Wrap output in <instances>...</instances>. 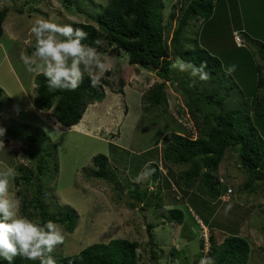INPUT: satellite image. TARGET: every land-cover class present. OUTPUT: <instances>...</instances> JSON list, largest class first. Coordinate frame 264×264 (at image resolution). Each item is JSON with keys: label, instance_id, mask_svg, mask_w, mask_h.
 I'll list each match as a JSON object with an SVG mask.
<instances>
[{"label": "rangeland", "instance_id": "1", "mask_svg": "<svg viewBox=\"0 0 264 264\" xmlns=\"http://www.w3.org/2000/svg\"><path fill=\"white\" fill-rule=\"evenodd\" d=\"M72 1V6L64 0L0 1V12L5 8L9 9L3 24L4 35L0 38V88L4 91L1 96L3 102L0 108V129L18 135L25 131L34 134L38 129L45 132L44 143L54 150L56 148L54 160L59 163V173L55 178H52L54 165L50 160L49 167L42 176L45 202L51 213L68 208L78 215L73 232H69L64 225L57 224L65 241L55 248L52 256L55 258L77 255L95 243L128 239L139 244V264H193L194 261L190 259H195V254L206 250L201 251L200 242L204 233L191 218L186 206L188 204L201 216L203 223L209 224L210 227L207 228L214 230L218 244L230 235H240L247 239L252 249L251 264L256 257H260L256 264H264V253L258 249L261 247L260 250H264V182L245 172L235 149L226 152L217 173L221 197L218 200L213 199L208 193L209 189L202 187L201 191L197 188L193 192V197L187 201L189 203H181L180 208L185 215L183 225L189 229L186 237H178V224H170L169 215H162L166 208L158 207V204L161 200H165L166 205L170 204L164 195L166 192L160 190L164 191L165 188L167 191L166 178H169L171 192H178L179 187L174 181L187 170V166L170 165L168 170H163L162 177L153 187H150L152 180L139 184L133 182L145 163L159 164L158 158L154 157L151 150L155 148V151H162L163 142L171 135L172 129L177 130L178 125H181L192 137L197 134L187 113L185 99L176 84L167 83V110L163 109L162 105L147 102L146 96L148 97L154 86L162 80L155 72L130 65L124 53L119 54L111 49L107 54H100L107 66L106 72H110V75L105 72L103 76L109 82V86H104L107 98L102 103L88 107L79 127H64L57 122L52 111H42L35 105L38 73L28 72L20 59L22 52L31 56L29 50L34 49L35 38L30 32L33 22L37 18H51L53 22L62 25L71 22L96 25L88 15H96L111 2ZM177 1L164 0L165 25L168 24L172 6ZM228 2L227 6H222L223 9L226 12H236V15L247 20L245 29L248 35L264 42V0ZM233 3H236L238 8L234 7ZM19 8L24 9L23 14L18 13ZM217 15H220L219 11ZM194 25L186 32L189 41L196 37L199 23ZM176 26L174 21L170 34ZM244 44L247 46L245 41ZM247 47L251 55L239 57L238 59L244 60L240 66L245 67L251 60L259 64L256 46ZM232 62L234 60L224 62L225 72L232 66ZM243 70L244 73L237 74L234 71L230 75L235 74L239 83L247 84L242 89L245 93L251 89V79L248 69ZM240 77L242 80H239ZM37 137L39 144L45 145L43 140H40L41 137ZM159 142L161 144L157 145ZM32 149L33 146L28 142L0 134V170L5 166L12 167L17 173L15 178L21 177V166H35L30 157ZM99 155L109 159V181L93 177V161ZM15 178L10 184V195L19 199L21 204L24 198L32 200L34 194L27 195L28 192L23 186L16 185ZM228 189L232 190V195L229 196V201H225L228 199L225 197L228 196ZM19 191L21 196L18 195ZM159 192L163 194L161 200L157 196ZM178 197L181 198L180 193ZM140 199L146 203H142ZM33 221H39V217ZM149 225L154 226L155 233H150ZM188 238L191 240L188 250L179 253L180 241L184 242ZM153 254L158 260L153 259Z\"/></svg>", "mask_w": 264, "mask_h": 264}, {"label": "trees", "instance_id": "2", "mask_svg": "<svg viewBox=\"0 0 264 264\" xmlns=\"http://www.w3.org/2000/svg\"><path fill=\"white\" fill-rule=\"evenodd\" d=\"M64 1L69 6L74 4L72 0ZM228 1L230 0H178L172 6L169 22L165 25L164 0H111L103 11L96 15L92 13L88 15L96 25L70 23L74 28H82L88 33V38L83 43L97 47L100 54H107L113 49L119 54L124 53L130 65L157 73L162 82L155 85L149 96H146L147 102L162 105L163 109L167 110L168 82L176 84L182 93L187 113L197 134L192 137L188 130L178 125V129H172L171 135L163 142L162 151H155V148L151 150L154 157L158 158L159 164L149 163L151 168L156 169L151 177L153 183L162 177L160 167L168 170L170 165L187 166V170L174 181L179 187L178 192H171L169 178H166L168 187L164 195L170 204L190 201L193 192L197 188L201 191L202 187L209 189L210 197L218 200L221 191L217 173L226 152L230 149L237 151L240 164L248 175L264 182V42L248 35L245 29L248 25L247 20L236 15V12H229L228 9L226 12L223 9L222 6H227ZM233 6L238 8L236 3H233ZM79 11L83 13L80 9ZM217 11L220 15H217ZM8 12L7 8L0 12V38L4 35L3 24ZM18 13L23 14L24 9L19 8ZM174 21L177 26L170 34ZM195 23H199L196 37L189 41L186 32L190 26L194 27ZM236 35L242 38L243 46L237 43ZM97 39L101 41L100 45H94L93 42ZM244 41L247 46H256L259 64L251 60L245 67L240 66L244 60L238 58L251 55ZM33 51L34 49H31L29 53ZM177 58L196 66L206 62L209 80L204 82L197 80L193 84L187 72L171 67ZM230 60H234L232 66L236 65L237 74L244 73L243 68L248 69L251 89L245 93L242 89L247 84L239 83L235 74H226L224 71V62ZM106 73L110 75V72ZM239 80H242L241 77ZM36 85L35 105L42 111H52L62 126L70 128L81 122L90 105L102 103L107 98L104 86H109V82L102 78L100 85L92 87L90 78L85 74L75 91H51L47 79L38 74ZM2 95L4 91L0 88V108L3 102ZM184 112L186 114L185 110ZM22 133L9 134L4 130L3 135L23 140L33 146L30 157L35 166L33 168L21 166L19 171L22 176L15 178L16 185L23 186L28 192L27 195L34 194L30 201L22 199L21 215L32 220L39 217L40 223L51 220L73 232L78 220L77 213L68 208L51 213L45 202L42 176L49 167L48 160L54 165L52 178L59 173L58 160H54L56 148L54 150L44 143L46 135L42 129H38L34 134L28 131ZM37 135L45 145L39 144ZM159 144L161 143L157 145ZM93 163L95 166L93 177L109 181L108 157L99 155ZM229 190L231 189L227 190V195ZM178 193L181 198L178 197ZM18 195L21 196L22 193L19 191ZM230 195L232 192L225 201H229ZM157 196L161 200L163 194L159 192ZM140 201L146 203L144 200ZM164 202L165 200H161L158 207H163ZM168 222L182 224L183 212L179 209L170 210ZM153 229V225L148 226L150 233ZM216 239L217 235L212 232L210 250L206 255L213 257L216 264H251L252 249L247 239L240 235H230L221 244H218ZM138 247V242L114 239L108 243L90 245L77 255L54 259L56 264H139ZM258 249L264 253V250H260L261 247ZM153 259L158 260L154 254ZM257 261H260V257H256L253 264ZM0 264H8V261L0 258ZM12 264L39 262L17 256Z\"/></svg>", "mask_w": 264, "mask_h": 264}, {"label": "clouds", "instance_id": "3", "mask_svg": "<svg viewBox=\"0 0 264 264\" xmlns=\"http://www.w3.org/2000/svg\"><path fill=\"white\" fill-rule=\"evenodd\" d=\"M30 32L35 38L34 51L31 56L22 52L20 59L28 72L41 74L47 79L51 91H75L85 74L90 78L92 87L100 85L107 66L97 47L83 43L88 38V33L82 28L58 24L51 18H37ZM93 43L100 45L101 41L97 39ZM171 67L187 72L193 84L197 80L204 82L210 78L206 62L196 66L177 58ZM234 71L235 66H230L226 69V74ZM0 134L4 135L3 129H0ZM155 171L156 169L146 164L133 182L139 184L149 181ZM16 175V170L12 167L5 166L0 170V258L7 260L8 264H12L17 256L38 261L39 264H56L52 253L58 245L64 243L63 232L51 220L40 223L20 214V200L10 195V184ZM201 229L204 233L208 228L201 226ZM207 232L211 237L212 232L209 229ZM200 244L201 251L206 250L203 238ZM209 250L210 247L202 252L204 257L199 259L198 264H216L213 257L206 256Z\"/></svg>", "mask_w": 264, "mask_h": 264}, {"label": "crops", "instance_id": "4", "mask_svg": "<svg viewBox=\"0 0 264 264\" xmlns=\"http://www.w3.org/2000/svg\"><path fill=\"white\" fill-rule=\"evenodd\" d=\"M76 127H79V126H76ZM146 164H148V163H146ZM160 169L163 171L164 170V168H162V167H160ZM157 185L156 183H151L150 184V187H153V185ZM163 188V187H162ZM164 189V191L163 190H160V191H162V192H166V189L165 188H163ZM164 201V200H163ZM186 203H189V202H187V201H185ZM181 204L180 203H176V205H175V202H173V203H171V204H168V205H164V206H166V207H164L163 206V208H166L165 210V213H162V215H170V210H172V209H179V210H181L182 212H183V210H182V208H180L181 206H180ZM179 206V207H178ZM186 206H188V209H189V212L191 213V218L192 219H194V221L196 222V224L197 225H199L200 226V224H201V226H204V227H206L207 228V226H209V224L208 223H203L202 221V218H201V216L200 215H198L197 213H195L194 211H193V209H192V207L191 206H189L188 204H186ZM162 208V207H161ZM183 214H184V212H183ZM167 217V216H166ZM191 219V220H192ZM184 221H185V215H184ZM192 222H193V220H192ZM184 223V222H183ZM183 223L182 224H178V227H176L177 229H179V235H178V237L179 236H183V237H186V233H189V229H188V227L186 226V225H183ZM170 224H172V225H174V223H170ZM177 224V223H176ZM201 226H200V228H201ZM210 227V226H209ZM183 228H185L184 230H183ZM212 228V227H211ZM155 229V228H154ZM152 230V232H154L155 230ZM192 231V233H194L193 232V230H191ZM210 231H212L213 233H214V230L213 229H210ZM155 233V232H154ZM153 234V233H152ZM185 241H188V242H185ZM184 242H181L180 241V243H181V245H179L180 246V248H178L179 249V253H181V252H185V251H187L188 250V246H189V244H190V239L188 238V239H186ZM255 242V241H254ZM259 248V247H258ZM202 257H204V255L200 252V253H198V254H195V259H190L191 261H194L193 262V264H198V261H199V259L200 258H202ZM188 258H190V257H188ZM259 260V259H258Z\"/></svg>", "mask_w": 264, "mask_h": 264}, {"label": "built area", "instance_id": "5", "mask_svg": "<svg viewBox=\"0 0 264 264\" xmlns=\"http://www.w3.org/2000/svg\"><path fill=\"white\" fill-rule=\"evenodd\" d=\"M235 39H236V41H237V43H239V44H242V40H241V38L239 37V36H235ZM231 190H229L228 191V195L229 194H231ZM228 197V196H227ZM202 238H203V240H204V242H205V247H206V250H208L209 249V247H210V234L207 232V231H205L204 232V234H203V236H202Z\"/></svg>", "mask_w": 264, "mask_h": 264}, {"label": "water", "instance_id": "6", "mask_svg": "<svg viewBox=\"0 0 264 264\" xmlns=\"http://www.w3.org/2000/svg\"><path fill=\"white\" fill-rule=\"evenodd\" d=\"M141 205V204H140Z\"/></svg>", "mask_w": 264, "mask_h": 264}]
</instances>
